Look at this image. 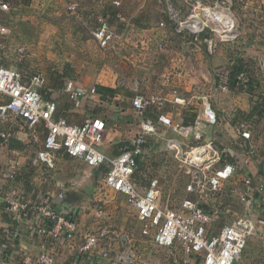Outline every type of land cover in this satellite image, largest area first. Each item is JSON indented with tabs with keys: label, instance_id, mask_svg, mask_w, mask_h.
Here are the masks:
<instances>
[{
	"label": "crops",
	"instance_id": "1",
	"mask_svg": "<svg viewBox=\"0 0 264 264\" xmlns=\"http://www.w3.org/2000/svg\"><path fill=\"white\" fill-rule=\"evenodd\" d=\"M113 1L18 0L10 12L1 13L8 14V20L3 23L12 28L11 35L2 40V62L8 68L19 71L27 81L37 68H41L37 63L40 61L36 59V53L41 54L40 47L72 44L76 50H82L83 54L79 57L84 59L76 69L74 65H68L59 72H52V65L46 68L47 72H43L46 85L42 91L45 99L56 102V118H64L75 125L90 118L103 120L107 128L101 150L112 157L130 146L140 131V116L133 107V99L137 95L165 97L164 109H150L144 114L157 125L158 131L147 137L143 163L149 161L157 145L165 143L164 152H170L166 149V142L170 139L181 142L185 147L214 141L222 154V161L216 167L232 163L237 166V172L224 184L223 193L211 194L208 207L217 202L223 207V219L218 225L246 215L254 218L257 232L249 239L240 264H264V195L260 204H248L241 203L236 196L228 193L233 187L242 189L243 181L249 178L254 185H264V0H234L240 38L234 44L222 45L212 56L205 49L199 52L192 50L183 38L173 33L161 0H123L121 8H116ZM176 5L183 3L179 0ZM72 6H76L75 10L70 9ZM117 14H121L124 21L119 20ZM100 17L108 21L114 34L111 49H102L94 37ZM74 21L78 24L74 27L83 30L71 33ZM84 27L89 31L92 29L91 34ZM57 28L64 29L65 35L54 37ZM86 45L91 46L87 47L91 57L84 53ZM20 49L24 51L20 52ZM238 60L245 65L252 79L250 90L229 87L221 91L215 71L232 68ZM70 83L74 91H82L86 96L72 99L71 92L67 90ZM99 87L112 89L114 95L97 92ZM92 89L96 90L94 94ZM175 98L185 102L175 103ZM204 100L217 114L215 125L204 121ZM160 115L167 116L173 125H180L181 128L174 130L164 126L158 120ZM244 125L251 132L250 140L242 137L241 128ZM189 126L191 130L187 131L185 128ZM11 130L23 148L9 149L7 159L12 156V151H23V156L19 158L22 169L16 181L5 186L3 194L16 189L32 203L51 202L56 208L61 204L55 203V198L63 191V207L67 213H75L82 233L96 234L102 230L108 233L100 246H110L113 258L103 263L111 264L109 262L119 255H127L132 257V261L126 264H147L145 251L152 239L142 235V222L126 196L106 188L102 183L106 168H89L83 161L59 152L55 157V168L47 170L46 174L30 169L29 160L41 147L46 130L44 126L40 128V143L33 142L24 123L13 125ZM146 164L139 187L147 188L152 180L157 179L162 197V186L155 176L156 171L149 170ZM188 176L189 181L183 189L185 198L176 208H180L182 201L190 197L187 185L191 175ZM171 192L169 197L176 190ZM101 210L103 215L99 217ZM0 215L6 223L11 222L1 202ZM119 235H126L127 240L123 241ZM43 245L44 241L40 238H23L0 242V251L7 255H37ZM59 264L102 262L96 257L76 260L66 255L59 260Z\"/></svg>",
	"mask_w": 264,
	"mask_h": 264
},
{
	"label": "built area",
	"instance_id": "2",
	"mask_svg": "<svg viewBox=\"0 0 264 264\" xmlns=\"http://www.w3.org/2000/svg\"><path fill=\"white\" fill-rule=\"evenodd\" d=\"M18 0H0V14L8 13ZM173 33L192 47L212 56L222 45L234 44L240 38L238 18L234 12V0H181L183 5H176L179 0H161ZM113 5L121 8L123 0H114ZM76 6L70 9L75 10ZM183 9L185 12H183ZM119 20L124 21L121 14ZM164 25V24H163ZM12 33V28L0 19V118H10V128L0 135L1 148L9 152V140L13 137L12 127L24 123L30 131L34 143H40L41 130L44 126L46 135L41 147L29 160L30 169H37L46 174L55 168V157L64 152L73 159L83 161L89 168L106 166L102 183L114 192L126 196L129 205L136 211L142 222V235L152 239L155 247L160 249H180L188 256H194L199 264H240L248 241L257 232V223L253 217L244 216L214 229L223 219L224 209L220 203L208 207L211 194L223 193L224 184L231 180L237 166L222 161V154L214 141L209 140L195 147H185L181 142L170 139L166 149L173 154L191 175L187 185L189 198L182 201L180 208H171L162 203L160 185L157 179L151 181L147 188L141 189L134 176L138 170L139 159L144 155L147 137L157 133V125L144 117L146 111L164 109L167 100L161 95H137L133 107L140 116V131L132 144L119 155L109 156L101 147L104 143L106 124L101 119L90 118L80 125L69 123L64 118H56L57 104L45 99L42 89L46 79L42 73L33 74L27 81L16 70L8 68L3 62L2 40ZM102 49L113 47L114 34L105 18L100 17L93 32ZM24 49H20V52ZM246 73L237 78L236 86L247 83ZM221 91L229 89L227 83L219 84ZM71 98L85 97L86 93L74 91L72 84L67 86ZM95 89L91 90L94 94ZM175 103H183L180 98ZM203 118L206 123L215 125L218 117L210 103L204 100ZM164 126L180 129L173 125L170 118L159 116ZM13 124V125H12ZM187 131L191 127L185 128ZM242 137L251 139V132L244 125ZM1 153V151H0ZM23 151H12L0 170V202L11 222L6 223L0 215V242H14L23 238H40L44 241L37 255H7L0 251V264H59V260L69 255L78 260L83 257H96L105 264L112 260V249L101 248L100 242L107 236L105 230L99 233H82L77 216L63 207L65 192H60L55 203H32L16 189L3 194L6 185L13 183L21 175L19 158ZM230 195L236 196L241 203H257L264 195V185H254L245 179L243 188L233 187ZM103 215L102 210L98 216ZM214 226V227H213ZM213 227V229H212ZM123 241L126 235H119ZM131 256L119 255L111 264H126ZM105 262V263H103Z\"/></svg>",
	"mask_w": 264,
	"mask_h": 264
},
{
	"label": "rangeland",
	"instance_id": "3",
	"mask_svg": "<svg viewBox=\"0 0 264 264\" xmlns=\"http://www.w3.org/2000/svg\"><path fill=\"white\" fill-rule=\"evenodd\" d=\"M7 15L8 14H0V19L2 22L8 20ZM75 22L76 21H74L73 26L71 25V33L83 30V28H75L76 26H78V24H75ZM93 25L94 23L91 26ZM84 28L89 33L92 30L89 28V31L86 27ZM59 29L60 28H57L55 34H53L54 37L58 38L65 35V32L63 33L64 29ZM94 46L95 45H93L92 48H94ZM87 47L91 46L86 45L84 53L87 52ZM40 48L41 54L36 53V59L40 61V63H37L40 64L41 68H37L35 70V73L44 74L43 72H47L46 68H49L50 65H52V72H59L63 69H66L68 65H74V69H76L78 64H81L84 59L79 57V55L83 54L82 50H76L72 44L50 45L49 47L43 46ZM87 54L89 55L88 52ZM89 56L91 57V55ZM42 62H46V64L43 65ZM10 124V118H0V135L8 131ZM1 143L2 141L0 137V170L4 167L5 161L7 159V154L5 153L6 150L1 148ZM164 147L165 143L157 145L152 151L153 154L149 156V161L146 162L148 164H145L147 165V168L149 170L156 171L155 176L160 180L162 186V201L165 204H168L169 207L176 208L177 204L183 198H185L183 189L189 181V176L187 173V169L173 157V154L171 152H164ZM172 189L176 190V192L172 194L171 197H169L168 194L172 191ZM172 204H175V206H171ZM220 225L222 224L217 225V227H215L214 229L218 228ZM145 252L147 264H197L196 262H198V259H196V257L188 256L180 250L157 248L154 246L151 240H149L148 248Z\"/></svg>",
	"mask_w": 264,
	"mask_h": 264
},
{
	"label": "trees",
	"instance_id": "4",
	"mask_svg": "<svg viewBox=\"0 0 264 264\" xmlns=\"http://www.w3.org/2000/svg\"><path fill=\"white\" fill-rule=\"evenodd\" d=\"M168 19V17H167ZM169 22V21H168ZM170 23V22H169ZM247 69L245 68V65L242 63V61H239L232 67V68H225V69H218L215 71V76L218 81V83L224 82L229 85L230 88H246L247 90H250V87L252 86V79L249 76V72L246 71ZM241 73H246L248 77V82L247 83H241V85L236 86L237 83V78ZM97 92L101 94H110L114 95V91L112 89H108L105 87H99L97 89ZM2 141V139H1ZM9 149H22L23 145L20 141L12 137L9 140ZM146 146V145H145ZM144 157L139 159V165H138V170L134 176V180L136 184L139 186V184L142 182L143 177L141 176V173L143 170H145V163L143 160ZM100 168H106L105 170L107 171V167L101 166ZM139 183V184H138ZM219 194V193H218ZM212 208V207H211ZM172 250H180L176 248H172ZM181 251V250H180ZM199 264V261L197 262Z\"/></svg>",
	"mask_w": 264,
	"mask_h": 264
}]
</instances>
